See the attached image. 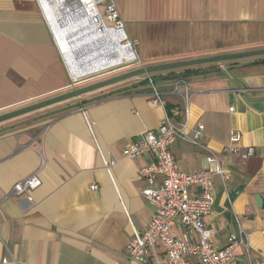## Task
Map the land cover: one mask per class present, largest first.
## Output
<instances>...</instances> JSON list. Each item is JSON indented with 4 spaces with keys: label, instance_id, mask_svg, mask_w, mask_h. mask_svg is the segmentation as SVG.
<instances>
[{
    "label": "crops",
    "instance_id": "obj_1",
    "mask_svg": "<svg viewBox=\"0 0 264 264\" xmlns=\"http://www.w3.org/2000/svg\"><path fill=\"white\" fill-rule=\"evenodd\" d=\"M112 2L136 56L149 63L145 68L264 50V0ZM49 26L35 0H0V116L125 75L75 83ZM232 61L151 76L170 108L182 106L173 83H186L189 127L202 123L205 144L228 174L226 183L214 179L213 209L202 219L213 233L211 244L223 249L242 230L249 252L236 249L229 264H264V55ZM149 92L143 75L0 123V259L140 264L129 261L126 247L153 213L142 192L161 179L139 177L153 156L122 153L145 131L156 132L164 116ZM233 131L241 152L253 148L252 157L223 155ZM170 151L181 172L206 167L200 149L177 141ZM35 172L37 189L10 196L15 183ZM188 194L195 196L196 187ZM183 231L172 228L175 235Z\"/></svg>",
    "mask_w": 264,
    "mask_h": 264
},
{
    "label": "built area",
    "instance_id": "obj_2",
    "mask_svg": "<svg viewBox=\"0 0 264 264\" xmlns=\"http://www.w3.org/2000/svg\"><path fill=\"white\" fill-rule=\"evenodd\" d=\"M35 2L54 34L47 16V5L44 0ZM61 4L70 11L77 10L75 18H82L88 23L99 22L106 30L120 33L122 45L127 46L134 54V59L130 62L145 68L136 58L134 45L125 33L124 23L112 0H62ZM100 6H104L103 12ZM54 38L56 40L55 35ZM146 81L150 88L151 103L162 108L164 116L156 132L145 131L123 150L122 156L126 159H135L143 155L153 156V162L139 171V177L150 183L160 178L161 183L156 189L146 188L142 192L144 199L152 206L153 213L147 229L143 233H135L129 241L126 247L128 259L140 264H229L234 260L236 249L241 247L248 254L249 236L239 230L237 234L228 238L226 247L216 249L210 242L213 233L204 227L202 221L213 209L214 179L219 177L226 183L229 179L228 174L219 155L205 144L206 136L202 123L198 122L193 128L189 127L190 92L186 83L181 79L175 80L171 91L180 95L182 106L168 109L162 92L150 74L146 75ZM239 139L238 133L231 132L229 144L224 148L223 155H239L242 160L252 157L253 148L248 147L241 152L237 145ZM177 141L202 150L205 154L206 167L196 173L181 172L170 151V146ZM40 184L41 181L35 172L15 183L10 196L29 195ZM191 187L197 189V194L193 197L188 194ZM90 190L96 191L97 186L92 185ZM175 225H179L184 231L179 235L173 234L172 228ZM157 247L161 252H158ZM11 261L15 262L14 259ZM8 263V259H0V264Z\"/></svg>",
    "mask_w": 264,
    "mask_h": 264
},
{
    "label": "bare ground",
    "instance_id": "obj_3",
    "mask_svg": "<svg viewBox=\"0 0 264 264\" xmlns=\"http://www.w3.org/2000/svg\"><path fill=\"white\" fill-rule=\"evenodd\" d=\"M44 2L53 35L73 79L118 67L134 59L129 48L122 45L120 33L106 30L99 22L88 23L75 18L78 11H70L61 4L62 0Z\"/></svg>",
    "mask_w": 264,
    "mask_h": 264
},
{
    "label": "water",
    "instance_id": "obj_4",
    "mask_svg": "<svg viewBox=\"0 0 264 264\" xmlns=\"http://www.w3.org/2000/svg\"><path fill=\"white\" fill-rule=\"evenodd\" d=\"M264 55V50H258V51H251V52H245V53H237L233 55H226V56H220V57H213V58H208V59H200L196 61H190V62H185V63H174V64H169V65H162V66H157V67H151V68H142V70L134 73H128L125 75H122L120 77L111 79L109 81H105L96 85H93L91 87H87L85 89H81L78 91H74L59 97H56L54 99H50L47 101H44L42 103L0 116V123L17 118L19 116L41 110L43 108L64 102L66 100L79 97L83 94H86L88 92L116 84L122 81H126L132 78H136L139 76L143 75H148L152 74L158 71H165V70H170V69H176V68H183V67H190V66H196L200 64H207V63H221V62H227V61H232V60H237V59H243V58H250V57H256V56H262Z\"/></svg>",
    "mask_w": 264,
    "mask_h": 264
},
{
    "label": "rangeland",
    "instance_id": "obj_5",
    "mask_svg": "<svg viewBox=\"0 0 264 264\" xmlns=\"http://www.w3.org/2000/svg\"><path fill=\"white\" fill-rule=\"evenodd\" d=\"M103 8L104 6H100V10L103 12ZM132 44L134 45V43L132 42ZM135 46V45H134ZM134 52H135V48H134ZM137 59H139L137 56H136ZM149 66V63H145V66ZM65 67H66V72L69 74V70H68V67L67 65L65 64ZM148 68V67H146ZM142 70V66L140 65H135V62H130V63H124L118 67H113V68H110V69H106V70H103L101 72H98V73H95V74H92V75H88L86 77H83V78H79V79H74V82L75 83H79V82H82V81H86V80H89V79H92V78H96V77H99V76H102V75H105V74H108V73H113V72H122L125 73V74H128V73H134V72H138ZM70 75V74H69ZM73 79V78H72Z\"/></svg>",
    "mask_w": 264,
    "mask_h": 264
},
{
    "label": "trees",
    "instance_id": "obj_6",
    "mask_svg": "<svg viewBox=\"0 0 264 264\" xmlns=\"http://www.w3.org/2000/svg\"><path fill=\"white\" fill-rule=\"evenodd\" d=\"M226 64H231V63H234L233 61H230V62H225ZM142 65H143V63H142ZM144 66V65H143ZM145 67V66H144ZM152 74H150V76H151ZM153 76V75H152ZM168 109H169V107H167Z\"/></svg>",
    "mask_w": 264,
    "mask_h": 264
}]
</instances>
